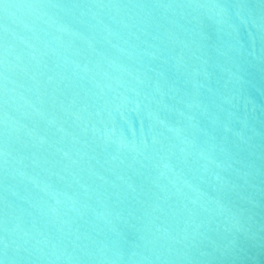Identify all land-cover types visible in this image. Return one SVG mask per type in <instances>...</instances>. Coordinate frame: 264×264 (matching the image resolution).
<instances>
[{
	"label": "water",
	"instance_id": "water-1",
	"mask_svg": "<svg viewBox=\"0 0 264 264\" xmlns=\"http://www.w3.org/2000/svg\"><path fill=\"white\" fill-rule=\"evenodd\" d=\"M0 264H264V0H0Z\"/></svg>",
	"mask_w": 264,
	"mask_h": 264
}]
</instances>
